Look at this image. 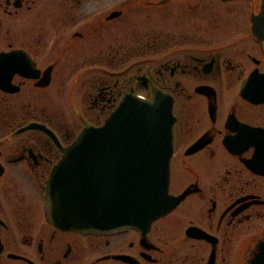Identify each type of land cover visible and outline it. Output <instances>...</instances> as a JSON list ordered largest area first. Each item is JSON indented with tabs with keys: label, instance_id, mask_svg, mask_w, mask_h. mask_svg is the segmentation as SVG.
I'll list each match as a JSON object with an SVG mask.
<instances>
[{
	"label": "flooded vegetation",
	"instance_id": "flooded-vegetation-1",
	"mask_svg": "<svg viewBox=\"0 0 264 264\" xmlns=\"http://www.w3.org/2000/svg\"><path fill=\"white\" fill-rule=\"evenodd\" d=\"M263 7L0 0V264H253L264 239ZM45 90L68 94L73 127L48 119ZM155 90L173 100L168 193L183 199L146 230L94 235L50 223L44 197L62 149L125 94L151 100Z\"/></svg>",
	"mask_w": 264,
	"mask_h": 264
},
{
	"label": "water",
	"instance_id": "water-1",
	"mask_svg": "<svg viewBox=\"0 0 264 264\" xmlns=\"http://www.w3.org/2000/svg\"><path fill=\"white\" fill-rule=\"evenodd\" d=\"M263 16L255 18L260 32ZM50 69L44 72V85ZM172 110V97L160 90L151 100L127 93L103 124L83 128L62 149L47 180V220L62 230L113 235L146 230L175 208L184 194L168 193ZM204 238L209 236L204 233ZM256 250L253 264H264V239Z\"/></svg>",
	"mask_w": 264,
	"mask_h": 264
},
{
	"label": "rangeland",
	"instance_id": "rangeland-1",
	"mask_svg": "<svg viewBox=\"0 0 264 264\" xmlns=\"http://www.w3.org/2000/svg\"><path fill=\"white\" fill-rule=\"evenodd\" d=\"M111 38L115 40V31L113 30V32L111 30H109L108 32V41L111 40ZM81 54V57H84V49L79 51ZM76 53L77 54L79 53ZM72 66H60L59 70L64 71L63 73H69V70ZM84 88V87H83ZM143 94V91H140ZM50 92H46L44 93V107L46 109V115L48 117L49 120L51 121H55L58 123H63L66 125H69L70 127H73L74 123H75V114L73 112V108H72V104L70 102V98L68 96V94H65V96H60V95H51L49 94ZM74 102H75V106L78 107L79 110H83V109H88V106L90 105V102H86L87 100L85 97L81 98V97H75L74 98ZM118 103V101H116ZM116 103V104H117ZM109 105H111V102H109ZM75 116V117H74Z\"/></svg>",
	"mask_w": 264,
	"mask_h": 264
},
{
	"label": "trees",
	"instance_id": "trees-1",
	"mask_svg": "<svg viewBox=\"0 0 264 264\" xmlns=\"http://www.w3.org/2000/svg\"><path fill=\"white\" fill-rule=\"evenodd\" d=\"M112 109H113V108H111V107H110V109L108 110V113H107V115L110 113V111H111Z\"/></svg>",
	"mask_w": 264,
	"mask_h": 264
}]
</instances>
